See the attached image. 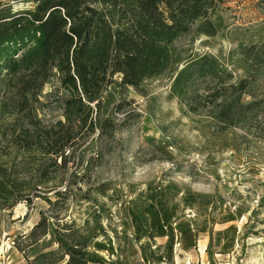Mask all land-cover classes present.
<instances>
[{
    "label": "rangeland",
    "instance_id": "rangeland-1",
    "mask_svg": "<svg viewBox=\"0 0 264 264\" xmlns=\"http://www.w3.org/2000/svg\"><path fill=\"white\" fill-rule=\"evenodd\" d=\"M209 1L208 20L217 34L213 38L190 34L174 47L188 56L213 55L225 70L222 75L231 76L230 84L247 82L242 102L264 100V64L251 62L254 55L264 53V0ZM34 3L0 0V11L14 14L30 10ZM248 56L244 64L242 59ZM172 76L166 71L137 90L114 83L106 87L99 108L93 107L94 133L85 132L67 167L57 174L41 154L24 156L13 149L11 126L17 114L11 108L0 113V171L11 188L6 199L0 197V264H28L18 249L24 248L23 236L41 214L54 225L59 223V229L72 221L82 227L87 220L95 241L111 238L117 250L114 232L121 237L124 230L123 208H136L137 195L147 184L162 179L195 193L218 196L227 207L244 211L238 223H233L239 235L233 252L212 257L205 251L208 235L195 234L191 222L195 216L186 211L174 224L173 264H264V117L248 131L221 129L212 120L211 105L204 108L209 102L205 98L229 84L200 83L185 103L170 97ZM49 81L33 107L42 127L63 121L62 102L67 98L56 76ZM114 82L119 83L120 77H114ZM8 98L1 92L0 105L9 103ZM194 108H199L196 113L191 111ZM49 188L55 191L47 192ZM55 192L62 196L56 199ZM35 194L39 198H33ZM18 196L31 202L14 204ZM45 198L58 203L49 206ZM99 224L107 232L105 237L95 230ZM229 225L212 229L218 232ZM165 241L156 239L155 244L162 246ZM123 246L120 239L128 264H141L133 240ZM43 247L47 251L56 248L50 238ZM100 255L107 262L115 259L106 252Z\"/></svg>",
    "mask_w": 264,
    "mask_h": 264
},
{
    "label": "trees",
    "instance_id": "trees-1",
    "mask_svg": "<svg viewBox=\"0 0 264 264\" xmlns=\"http://www.w3.org/2000/svg\"><path fill=\"white\" fill-rule=\"evenodd\" d=\"M211 4L209 0H35L30 10L0 11V93L9 96V103L0 105V113L11 108L17 114L11 126L13 149L24 156L41 154L57 174L67 167L85 132L94 133L93 107L99 108L106 87L114 83L137 90L166 71L173 74L170 97L185 103L200 83L229 84L205 98L209 102L204 108L211 105L212 120L221 129L250 130L264 117V100L242 102L247 82L230 84L231 76L222 75L225 70L213 55L188 56L174 47L190 34L207 38L217 34L208 20ZM249 60L248 56L242 62ZM252 61L264 64V53L254 55ZM54 76L67 94L62 102L63 121L42 127L33 107ZM116 76L119 83L114 82ZM194 109L196 113L199 108ZM3 177L0 171V197L6 199L11 188ZM54 191L49 188L47 192ZM136 199V208H123L121 237L114 232L118 252L111 238L95 241L87 220L82 227L72 221L59 229V223L54 225L43 214L23 236L24 248L18 250L28 264H128L120 248L122 239L123 248L129 240L138 246L141 264H173L174 224L186 211L195 216L191 220L195 234L208 235L205 251L209 257L230 254L238 243L233 223H238L244 211L227 207L218 196L195 193L162 179L147 184ZM15 200L14 204L31 202L22 196ZM45 202L49 206L58 203L48 198ZM218 224L231 225L214 232L212 226ZM95 230L103 237L107 234L100 224ZM47 238L55 250L43 247ZM161 238L166 241L157 246L155 240ZM29 252L35 254L29 256ZM101 252L111 259L114 256V261L107 262Z\"/></svg>",
    "mask_w": 264,
    "mask_h": 264
}]
</instances>
